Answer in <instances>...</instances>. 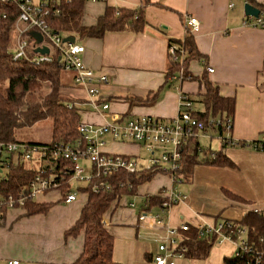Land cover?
<instances>
[{"label": "crops", "instance_id": "0c3cea01", "mask_svg": "<svg viewBox=\"0 0 264 264\" xmlns=\"http://www.w3.org/2000/svg\"><path fill=\"white\" fill-rule=\"evenodd\" d=\"M150 1L151 4L144 8L148 24L142 33L107 32L102 38L78 36L80 42L77 43L84 46V64L108 79L100 86V95L106 99L109 108L93 111L83 104L82 122L102 124L110 122L113 117L125 120L134 115L171 119L177 115L180 93L196 96L200 88L195 80L180 83L172 79L163 85L168 64L167 41L184 38L183 20L186 16L199 20V29L193 37L197 49L205 57L189 64L190 74L199 76L206 69L219 94L234 98V111L230 132L221 134L209 128L206 134L196 139L199 151L189 182H171L167 174L156 172L150 181L139 185L136 192L128 196L141 197L139 204L122 197L116 207L105 214L104 226L114 239L112 258L119 264H154L153 256L163 229H150L146 222L138 221L137 216L141 210H150L152 214L160 212L162 193L170 187L187 196L185 202L162 213L172 226H178L188 215L195 214L209 223L218 218L240 219L248 211L261 212L264 217V152L237 144L254 140L264 132V29L243 23L246 16L244 4L250 1L249 4L256 7L264 5V0ZM106 5L134 9L141 5V0H85L81 24L94 25ZM207 67L213 71L208 72ZM63 71L64 78L73 77L72 72ZM67 86L72 91L76 88L69 83ZM154 94L156 100L150 105L129 106L131 98ZM71 97L82 102L86 99V92L78 87ZM196 104L201 108L195 107ZM194 109L204 111L200 103H194ZM220 134L235 143L223 149ZM142 150L136 143L106 137L104 151L107 153L144 156ZM220 150L232 165L206 163ZM153 179L155 181L151 182ZM75 189L78 191L75 201L55 203L46 214L23 216L22 210L9 209L4 225L0 227V264L13 260L18 264H64L75 260L82 251L83 232L75 237L64 234L78 218L87 199L85 192ZM152 195L161 200L147 209L148 197ZM38 201L53 200L41 197ZM130 202L135 204L134 207L128 205ZM234 253L235 245L222 241L214 243L205 258L184 256L177 258L175 264H225L224 259L233 257Z\"/></svg>", "mask_w": 264, "mask_h": 264}, {"label": "trees", "instance_id": "16d2710c", "mask_svg": "<svg viewBox=\"0 0 264 264\" xmlns=\"http://www.w3.org/2000/svg\"><path fill=\"white\" fill-rule=\"evenodd\" d=\"M84 1L51 0L48 3V14L44 18L49 28L65 36L102 38L107 32L142 33L148 24L144 16V8L151 4V1L141 0V5L134 9L106 5L103 14L97 18L94 25L84 26L81 24ZM256 7L261 13H264V5H256ZM17 17L18 10L15 5L0 3V142L51 146L74 142L79 137L76 126L82 122L81 117L84 112V109L75 103L81 99L64 95V85L61 82L63 69L58 58L36 65L31 64L28 59L14 58L15 46L11 45V32L14 30ZM32 38L31 35L28 37L29 41L33 40V44H35L34 38ZM167 44H175L178 50H183L184 53L183 58L179 56L177 60L168 54L163 85L169 84L172 79L176 80L175 76L182 67L184 79L197 81L200 88L195 97H190L193 103L202 104L204 111H195L193 115L202 120L210 117L232 119L234 98L219 94L217 86L208 78L206 69L199 76L191 75L188 70L192 61L205 58L197 49L193 34L186 31L183 39H169ZM27 51L32 55L35 49L29 47ZM156 97L157 95L154 94L151 97L131 98L129 106L133 104L150 105L154 103ZM46 118H50L52 122L50 142L41 144L17 139L18 129L29 127ZM213 129L221 134L231 130L227 131L223 127ZM230 144L231 142L225 141L222 148L224 149ZM237 144L244 145L243 141L237 142ZM198 151V142L195 139L190 140L184 147L182 167L177 171L178 180L190 181L192 169L197 163ZM0 160V168L5 170L6 174L4 178H0V197H6L9 194L15 196L24 191L28 182L38 171L30 164V161L25 162L15 158L12 152L0 151ZM69 163L66 160L61 165ZM206 163L216 166L232 165L222 150L217 151L215 158L210 161L206 160ZM155 174L156 172H145L139 176H128L122 172L118 173L107 179L111 185V189L108 191L96 192L90 188L80 187L78 190L85 192L87 199L78 218L65 231L64 236L75 237L82 231V251L73 262L64 264H119L112 258L114 239L104 226L103 218L111 208L116 207L122 197L133 195L139 185L150 181ZM125 178H130L132 188L120 186ZM68 179L60 184L58 189L60 198L57 201L27 200L22 206L15 204L13 208L1 207L0 227L4 225L5 215L9 209H19L23 211V216H32L46 214L53 204L63 203V197L70 190ZM227 195L235 198L232 194L227 193ZM148 199L147 209L158 204L161 200L154 195L149 196ZM219 220L218 218L217 221ZM229 221L235 225L246 226L248 238L252 241H257L260 236L264 237V217L261 212L248 211L240 219H230ZM182 238V244L187 248L185 256L191 258L207 257L211 246L215 243L214 236L198 238L197 231L193 228L183 232ZM224 263L246 264L244 259L237 257H227L224 259Z\"/></svg>", "mask_w": 264, "mask_h": 264}, {"label": "built area", "instance_id": "2783aa9c", "mask_svg": "<svg viewBox=\"0 0 264 264\" xmlns=\"http://www.w3.org/2000/svg\"><path fill=\"white\" fill-rule=\"evenodd\" d=\"M51 0H0V3L13 4L18 10V17L14 25L17 32L16 45L14 47L15 59H28L35 64L50 61L54 58L61 59L64 69L72 70L75 78H72V86L84 88L86 99L75 104H86L91 110H107L109 104L101 97L100 86L107 83V77L96 74L86 66L82 59L84 46L76 42H64L63 36L49 28L45 21L48 14V3ZM60 1V0H55ZM68 1V0H67ZM257 16L246 15L244 25L264 29V13ZM23 24V26L21 25ZM186 31L197 32L199 20L194 16H186L183 20ZM32 32L41 36L38 46H48V53L30 55L27 49L36 48L33 40L28 37ZM33 39V38H32ZM183 50H178L175 44L168 45V54L173 59L183 58ZM208 72L213 69L207 67ZM175 79L182 83L185 81L182 67ZM192 98L185 93H180L178 112L174 118L163 119L149 115H134L127 119L113 117L110 122L102 124H90L79 122L76 126L79 137L71 143L58 145H38L20 142H0V151L12 152L15 158L22 161H30L38 171L28 182L24 191L17 195L0 197L1 207L13 208L15 204L22 206L27 200L38 201L37 197L49 191H59V186L67 178L70 190L63 197L64 204H70L77 199L76 189H71L72 184L76 188L85 187L93 191H108L111 185L108 178L118 173L128 176H139L145 172H162L169 176L171 182H176L177 171L182 167V153L184 147L192 139L206 134L209 128L223 127L227 131L231 129L232 119L210 117L202 120L195 117ZM113 141L136 143L145 151L144 156H127L104 151L106 137ZM222 143L229 141L235 143L228 136L219 135ZM255 150L264 152V132L254 140L244 142ZM214 159L215 155L212 154ZM68 160L70 163L61 165ZM79 161H88L90 169L87 171ZM61 165L59 168L58 166ZM6 176L5 170L0 168V178ZM120 186L132 188L130 178H125ZM159 203L161 211L149 213L150 210H141L137 216L138 221L146 222L150 229L162 228L163 236L157 241V251L153 256L154 264H175L177 258L185 256L186 246L182 244V233L193 228L197 231L198 238L214 236L215 243L229 241L235 245L233 257L245 260L246 264H264V237L257 241L248 238V230L244 225H235L229 220L207 222L200 215H188L178 226H172L162 213L173 205L183 203L187 196L174 187L168 188L162 193ZM134 207V203L128 204ZM105 222L103 221V224ZM8 264H18L17 260Z\"/></svg>", "mask_w": 264, "mask_h": 264}, {"label": "rangeland", "instance_id": "374dc122", "mask_svg": "<svg viewBox=\"0 0 264 264\" xmlns=\"http://www.w3.org/2000/svg\"><path fill=\"white\" fill-rule=\"evenodd\" d=\"M23 26V24H21ZM16 39H17V32L16 30H13L11 32V45L12 47H14L16 45ZM76 42H80V38L78 36H75ZM64 71H62L61 74V82L64 85L63 86V93L65 96L67 97H71L73 95V93L75 92L76 89H78V86H75L76 88H74V91H72L67 84H71L72 85V78H64L63 76ZM82 88V87H79ZM195 107H200L199 104H196ZM51 130H52V122L50 118H46L43 120H40L36 123H34L33 125L29 126V127H23L17 130V139L20 141H27V142H35V143H48L51 141ZM145 151L142 150L141 151V155H144ZM82 165V167H85V169L88 171L90 169V164L88 163V161L86 162H82L79 161ZM30 164L33 166V163L30 162ZM155 179H153L151 182H154ZM73 188H76V184L73 183L72 184ZM41 197H50L53 201L57 200L58 198H60V193L56 192V191H52L51 193H47V194H42L40 196L37 197V199L39 200ZM139 198L141 197H128V200H133L134 203L139 204ZM234 214H236L235 212H232Z\"/></svg>", "mask_w": 264, "mask_h": 264}, {"label": "water", "instance_id": "95a60500", "mask_svg": "<svg viewBox=\"0 0 264 264\" xmlns=\"http://www.w3.org/2000/svg\"><path fill=\"white\" fill-rule=\"evenodd\" d=\"M244 13L245 15H250V16H257L259 14V10L252 6L249 3L244 4ZM31 36L35 38V40L40 43L41 41V36L35 32L31 33ZM65 41H69V42H74L75 38L73 36H67L64 38ZM35 52L44 54V53H48L49 52V48L47 46H37L35 48Z\"/></svg>", "mask_w": 264, "mask_h": 264}, {"label": "bare ground", "instance_id": "6f19581e", "mask_svg": "<svg viewBox=\"0 0 264 264\" xmlns=\"http://www.w3.org/2000/svg\"><path fill=\"white\" fill-rule=\"evenodd\" d=\"M34 38V37H33ZM64 39V38H63ZM64 42L66 43L67 41H65L64 40ZM69 42V41H68ZM75 42V41H74ZM34 43L35 44H39L36 40H35V38H34ZM71 43H73V42H71ZM77 43V42H76ZM80 44V43H79ZM45 46V45H44ZM48 47V46H47ZM49 48V47H48ZM35 53V52H34ZM58 60L60 61V65H61V67H62V64H61V59H60V57L58 58ZM51 61V60H50ZM50 61H46V62H50ZM31 64H35L34 62H30ZM36 65V64H35ZM62 69L63 70H65V71H70V72H72L73 73V77L72 78H75V73H74V71H72V70H67V69H64L63 67H62ZM225 118V117H224ZM224 118H221V119H224ZM231 139V138H230ZM232 140V139H231ZM233 141V140H232ZM12 158V157H11ZM5 160V159H4ZM1 161V160H0ZM3 161V160H2ZM13 163H16V162H13ZM177 182V181H176ZM64 196V195H63ZM63 200V199H62Z\"/></svg>", "mask_w": 264, "mask_h": 264}]
</instances>
